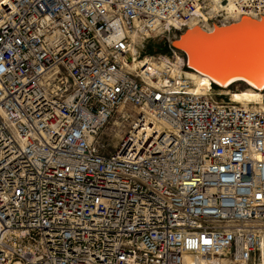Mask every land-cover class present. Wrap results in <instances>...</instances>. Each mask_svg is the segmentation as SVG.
I'll list each match as a JSON object with an SVG mask.
<instances>
[{
  "label": "built area",
  "instance_id": "obj_1",
  "mask_svg": "<svg viewBox=\"0 0 264 264\" xmlns=\"http://www.w3.org/2000/svg\"><path fill=\"white\" fill-rule=\"evenodd\" d=\"M210 1L0 0V264H264V106L140 56Z\"/></svg>",
  "mask_w": 264,
  "mask_h": 264
},
{
  "label": "water",
  "instance_id": "obj_2",
  "mask_svg": "<svg viewBox=\"0 0 264 264\" xmlns=\"http://www.w3.org/2000/svg\"><path fill=\"white\" fill-rule=\"evenodd\" d=\"M172 45L183 51L186 66L208 74L215 87L228 88L242 80L264 90V14H242L226 23L186 27L162 48Z\"/></svg>",
  "mask_w": 264,
  "mask_h": 264
},
{
  "label": "rangeland",
  "instance_id": "obj_3",
  "mask_svg": "<svg viewBox=\"0 0 264 264\" xmlns=\"http://www.w3.org/2000/svg\"><path fill=\"white\" fill-rule=\"evenodd\" d=\"M210 16L205 15L203 18L204 20L201 22L202 25H204L206 22L210 21L208 18ZM237 18H231V17H224L220 16L217 19L212 18V23H226L231 20H234ZM220 21V22H219ZM179 32L177 31H171L168 35L167 41L171 40L173 37L177 36ZM166 37L164 35H157L154 37H150L147 39L145 42V46L143 49H140V56L146 55V54H153V53H164V49L162 48V45L165 41ZM185 56V55H184ZM210 81L205 80L204 83L207 86ZM212 86V84H211ZM249 86L242 80H236L234 81L229 88L221 90V94L226 93L230 95V98L234 101H239L241 98L244 96L246 99V103H251V104H261L264 105V91H253L251 93L248 92ZM219 90V89H218ZM245 93V94H244ZM113 121H110L109 123H106L103 128L99 132V138L101 141L108 142L109 147H113L118 140L120 139L121 131L118 130V128H115L114 130L112 124Z\"/></svg>",
  "mask_w": 264,
  "mask_h": 264
},
{
  "label": "bare ground",
  "instance_id": "obj_4",
  "mask_svg": "<svg viewBox=\"0 0 264 264\" xmlns=\"http://www.w3.org/2000/svg\"><path fill=\"white\" fill-rule=\"evenodd\" d=\"M205 15H208V16H210L212 18H215L217 16H224V17H227L228 16V17H231V18H238L242 14H239L238 12L234 11V9H233V7H232V5L230 3H225L224 4L223 2H220L218 0H212L209 3H207L205 7L202 6V7H200V8L197 9L196 14L188 22V27L189 26H192L194 24H199V25H201L204 28H211V26H212V18H210V17H208L210 19V21L206 22L204 25L201 24V22L204 20L203 17ZM251 15L255 16L254 14H251ZM176 31L177 32H180L182 30H176ZM190 74L193 77H195L197 80H199V82L201 83V85H203L204 87H206V85L204 83L205 80L210 81L208 83V85L209 84L210 85L212 84L211 78H210V76L208 74H201V73H199V72H197L195 70H191L190 71ZM218 89H219L218 90V93H219V92H221V90L226 89V88H218ZM255 90L262 91V90L254 89V88H252V87L249 86L248 92L251 93V92H253ZM235 102H239V101H235ZM240 103H242V104H248V102L246 103V99H245L244 96L241 98ZM260 105L261 106H264V105H262V103Z\"/></svg>",
  "mask_w": 264,
  "mask_h": 264
},
{
  "label": "trees",
  "instance_id": "obj_5",
  "mask_svg": "<svg viewBox=\"0 0 264 264\" xmlns=\"http://www.w3.org/2000/svg\"><path fill=\"white\" fill-rule=\"evenodd\" d=\"M216 86V85H215Z\"/></svg>",
  "mask_w": 264,
  "mask_h": 264
}]
</instances>
